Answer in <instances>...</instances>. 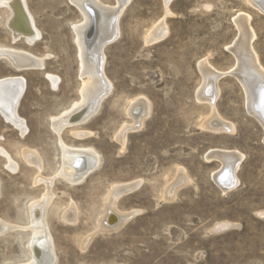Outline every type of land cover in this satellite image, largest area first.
Returning <instances> with one entry per match:
<instances>
[{
  "label": "rangeland",
  "instance_id": "rangeland-1",
  "mask_svg": "<svg viewBox=\"0 0 264 264\" xmlns=\"http://www.w3.org/2000/svg\"><path fill=\"white\" fill-rule=\"evenodd\" d=\"M166 1L130 0L119 18V36L103 48L104 81L111 91L88 122L67 124L61 133L53 128L55 117L81 105L69 117L74 121L94 103L81 95L99 31L85 46L83 62L75 28L85 24V15L73 0H24L39 34L32 43L25 35L17 40L10 28L14 13L0 4V48L44 61L42 67L19 69L0 58V80H25L18 114L29 129L23 134L0 114V220L13 227L0 234V264L29 263L31 207L45 196L53 264H264V128L248 113L245 91L229 74L238 65L229 48L242 35L235 22L240 14L251 18L252 47L264 68V13L246 0ZM158 25L168 34L148 44ZM204 63L228 74L218 81L215 109L233 132L203 127L212 115L199 98ZM49 75L58 79L56 87ZM137 100L149 104L150 114L122 143L119 136L135 126L128 109ZM61 142L99 156V165L78 184L57 176ZM213 150L243 156L238 185L228 192L214 181L222 163L207 159ZM9 160L17 163L15 172ZM181 175L185 184L167 199V189ZM138 183L115 203L119 213L132 215L129 220L119 230L101 231L112 189ZM68 209H76L73 224L64 219Z\"/></svg>",
  "mask_w": 264,
  "mask_h": 264
},
{
  "label": "bare ground",
  "instance_id": "bare-ground-1",
  "mask_svg": "<svg viewBox=\"0 0 264 264\" xmlns=\"http://www.w3.org/2000/svg\"><path fill=\"white\" fill-rule=\"evenodd\" d=\"M246 1L264 13V0H246ZM4 2L5 1H3V3L1 2L0 4L8 6V8L10 7L14 13L13 14L14 18L11 21L12 24L10 28H12V30L14 31L17 40L21 35H25L29 40L28 42L32 43L36 38L39 37V34L36 32L35 27L33 28L31 21L29 20L28 11L26 8L27 6L25 5L24 0H14V2H12L11 4L9 3L7 4L6 2L5 3ZM129 2L130 0H120L119 7L112 8V7L104 6L100 2V0H73V3L76 5V7H78V9L82 11L83 14L85 15L84 16L85 24L82 22L84 24L83 26H79L75 28V32L77 35L76 37L78 38L77 44L79 45L78 47L80 48V52H81V54L80 52L79 54L81 55V59L83 60V62L86 55L85 46L89 45L88 42L86 44L87 41L86 35L89 29L91 28V25L93 24L94 20L97 25V27L95 26V28L96 30L99 31V34H97L96 37L97 40L95 41L96 43H95V51H94L97 62L96 59H94L95 63L91 67L85 64L86 67L88 66V69L85 72L87 73V76L90 78V81L88 83H85L84 85L85 87L81 95L83 96V99L92 97L94 99V103L91 105V108H89L86 112H84V114L81 115L80 118H78L79 120L75 119L73 121L72 119H69V117L72 113H74L75 115L76 111L81 108V105H76L75 107H73L74 109L71 112L64 113V116H61V118L55 117L52 121L53 123L52 125L56 132L61 133L67 124L70 126L71 124L74 125V123L79 125L88 122L98 112L103 99L111 91V87H112V86L110 87L111 84L108 85L104 81L103 67H104L105 55H103V48L110 42L114 41L119 36L120 34L119 18L124 8L128 5ZM166 2L167 4H169L170 0H167ZM10 14H12L11 11ZM250 21H251L250 16L243 14H240L239 17L235 19V22L241 28L240 32L242 35L240 39H238L239 41L237 40L238 44L235 45V47L234 45L233 46L231 45L232 47L229 48V50L231 51L234 50V54L238 58L237 61L238 63L236 62L238 64L237 67L233 69V71L229 72V74L234 75L239 80L245 91L248 113L252 115V117H254L264 128V68L260 65L259 59L252 47V43L255 39V33L253 32V29L250 27ZM167 34H168L167 28L164 25H158L155 29H153L149 33L147 37V43L153 44L163 39ZM0 58H6L7 60L10 61V63H12L14 66H16V68L19 69H28L34 67L37 68V67H42L44 64L43 63L44 61L42 62L39 58L36 59L35 57L26 55L24 53H20V54L16 52L14 53L9 49L5 50L2 48H0ZM202 66H204V83L199 98L201 101L206 102L212 107V115L210 114L211 115L210 119L208 118V121L206 123L204 122L205 125L202 126L205 127V129H209L217 133L222 131L233 132V130H235L234 129L235 127L233 128V125L226 123L218 114V112H216L215 109V102L217 101V98L220 94L218 89V81L223 76L228 74L227 73L221 74V72L220 73L216 72L215 69L213 70V67L211 68L205 63ZM49 78L51 79L50 80L51 84L53 83V85L56 87L58 84V79L50 75ZM25 89H26L25 80L21 77H11L0 80V114L5 118L6 121L13 124L23 134H26L29 129L27 127L25 120H23L18 114V106L22 96L24 95ZM80 101L78 102V104L80 103ZM128 110L129 112L128 111L127 112L129 116L133 118L134 121L133 120L132 121L135 122L133 123L135 126H132L131 128L130 127L126 128L125 132L119 136L118 139L122 141V143L125 142L126 140L124 135L127 133V131L141 127L144 118L148 117L147 115L150 114L149 104L144 100H137L131 103V107ZM84 136L87 135L84 134ZM78 138L80 139V137ZM60 147L62 150L63 167L60 170V172L57 173L58 174L57 176L59 178L61 177L65 179L66 181L71 183V185L80 183L93 169H95L99 165V161H100L99 156L93 150L68 147L63 142L60 143ZM29 153L27 152L25 153L27 159L30 156L33 157V154H31V152ZM38 157L40 158V156ZM34 159H35L34 157L32 161L29 159L30 160L29 163L37 166V162H35ZM207 159L208 160L218 159L220 160L219 162L222 163V168L215 174L214 181L218 183V185L223 189V191L228 192L229 190L235 188L238 185V179L236 178V171L238 169L240 162L243 159V156L241 154L233 151L213 150L207 155ZM9 161H10L9 163L10 170L12 169L15 172V170L18 167L16 166L17 163L14 164L15 162H13L12 160ZM40 175L41 174H39V176ZM39 179L41 178L39 177ZM185 179L186 178L181 175L179 181L176 180L177 183L171 185L167 189L166 191L167 199L169 200L172 199L174 193L176 192V189L180 187L182 184H185L186 181ZM49 184H53L52 181L49 182ZM138 185L139 183L133 185L130 184L120 185L112 189V192L107 199L106 215L101 223V226H99L101 227V231L103 232L115 231L121 225H123L124 221H126L128 218L132 216V215L128 216V214L123 215V213L122 214L119 213L116 209L115 203L117 202L119 197L126 194L127 192L129 193V191L131 190L133 191L134 188H136V186ZM49 199L47 198V196H45L42 201L38 203H34L31 207L32 230L31 229L30 230L32 231L33 236H31L32 238L29 245L31 251V259L29 260L28 264H53L56 259L51 235L48 232L49 229L47 228L45 221V219L47 218V217L45 218V215H47L46 210L48 209L47 206H48V201H50ZM75 211L76 209L75 210L68 209V211L64 214V219L66 222L72 224L76 222L77 214L75 213ZM113 221H117V225L112 227L110 225L113 223ZM11 229H13L12 226L0 220V234Z\"/></svg>",
  "mask_w": 264,
  "mask_h": 264
},
{
  "label": "water",
  "instance_id": "water-1",
  "mask_svg": "<svg viewBox=\"0 0 264 264\" xmlns=\"http://www.w3.org/2000/svg\"><path fill=\"white\" fill-rule=\"evenodd\" d=\"M95 26H96V23H95V20H94V22H93V24L91 25V28L89 29V31H88V33H87V35H86V39H87V42L90 44L93 40H94V36H95V32H96V28H95ZM239 41V40H238ZM238 41H236L235 43H234V47H235V45H237L238 44ZM233 52H234V50H233ZM235 74V73H234ZM77 120H79L78 118H76ZM216 156H218V155H216ZM217 183V182H216ZM218 184V183H217ZM115 225H117V221H113V223L110 225V226H115Z\"/></svg>",
  "mask_w": 264,
  "mask_h": 264
}]
</instances>
